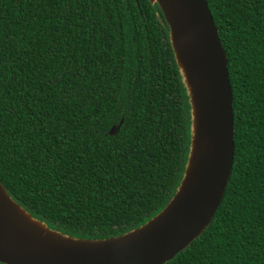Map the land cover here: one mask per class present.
Returning <instances> with one entry per match:
<instances>
[{"label": "trees", "instance_id": "16d2710c", "mask_svg": "<svg viewBox=\"0 0 264 264\" xmlns=\"http://www.w3.org/2000/svg\"><path fill=\"white\" fill-rule=\"evenodd\" d=\"M206 2L233 166L210 224L165 264H264V0ZM168 31L150 0H0V183L48 228L120 236L174 195L190 106Z\"/></svg>", "mask_w": 264, "mask_h": 264}, {"label": "water", "instance_id": "95a60500", "mask_svg": "<svg viewBox=\"0 0 264 264\" xmlns=\"http://www.w3.org/2000/svg\"><path fill=\"white\" fill-rule=\"evenodd\" d=\"M150 2L169 28L190 106L187 161L174 195L158 214L125 234L83 239L33 218L0 183V264H165L210 224L234 158L226 54L206 0ZM122 123L108 134L115 135Z\"/></svg>", "mask_w": 264, "mask_h": 264}]
</instances>
